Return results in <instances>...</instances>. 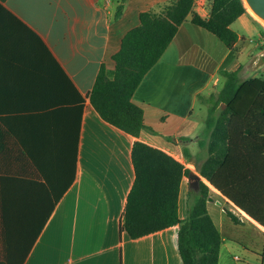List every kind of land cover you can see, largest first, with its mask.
I'll return each instance as SVG.
<instances>
[{"label":"crops","instance_id":"obj_1","mask_svg":"<svg viewBox=\"0 0 264 264\" xmlns=\"http://www.w3.org/2000/svg\"><path fill=\"white\" fill-rule=\"evenodd\" d=\"M120 1L0 0V264H183L177 225L138 238L120 228L135 138L106 122L88 97L102 63L112 76V55L140 13L169 0H124L114 19ZM192 12L133 94L148 126L138 138L192 173L181 180L180 218L206 158L196 140L205 119L197 97L217 91L222 70L249 73L261 47L235 29L238 41L226 47L191 22ZM250 16L246 10L234 22L248 29ZM219 206L206 202L211 217ZM236 215V224L247 220L264 237L263 227ZM221 237L218 264H229Z\"/></svg>","mask_w":264,"mask_h":264},{"label":"trees","instance_id":"obj_2","mask_svg":"<svg viewBox=\"0 0 264 264\" xmlns=\"http://www.w3.org/2000/svg\"><path fill=\"white\" fill-rule=\"evenodd\" d=\"M210 2L208 16L192 12L191 22L231 49L238 34L230 25L246 11L243 3ZM192 5L193 0H169L159 3L158 9L142 11L139 24L124 34L119 50L112 55V76H108L102 63L88 97L106 122L135 138V179L120 228L131 238H138L177 225V246L183 264H218L222 237L208 213V196L218 197L227 207L264 228V72L242 79L241 66L233 71L222 70L221 87L208 95H198L207 112L203 131L196 140L199 148H205L206 158L198 167L195 186L189 189L191 202L185 218L178 214L179 189L182 178L192 173L168 151L138 138L148 126L142 103L133 98ZM123 7L121 0L114 19ZM261 48L264 45L258 49ZM226 213L234 223H240L232 210Z\"/></svg>","mask_w":264,"mask_h":264},{"label":"rangeland","instance_id":"obj_3","mask_svg":"<svg viewBox=\"0 0 264 264\" xmlns=\"http://www.w3.org/2000/svg\"><path fill=\"white\" fill-rule=\"evenodd\" d=\"M248 21V29L242 27L239 21L234 22L231 27L232 29L237 30V32L244 34L247 39L251 38L254 41L260 40L264 29L252 17L249 18ZM249 43L252 45V42ZM263 72L264 68L258 69L255 72L250 71L249 73L247 71H241L240 77L243 79L249 75L259 76ZM221 84L222 82H219V84L214 87L215 90H218L221 87ZM200 106H202L200 107L201 112L196 108V113L205 118L207 112L206 107L202 104ZM224 205L225 204L222 203L221 208H219L220 206L216 207L217 213L213 212L212 217L216 222L215 225L220 228L219 230H222V224L225 225L221 234L225 238V242L229 247L227 252L226 250L224 251L226 260H229V264H262V258L264 255V237L259 230L260 228L251 224L247 220H243L244 222L241 224L234 223L227 215L226 211L223 210L222 206ZM227 209L232 210L235 214L237 213L233 208L227 207Z\"/></svg>","mask_w":264,"mask_h":264},{"label":"water","instance_id":"obj_4","mask_svg":"<svg viewBox=\"0 0 264 264\" xmlns=\"http://www.w3.org/2000/svg\"><path fill=\"white\" fill-rule=\"evenodd\" d=\"M245 10H247L250 15L258 21L264 29V0H241ZM254 15L259 19L257 20ZM264 66V48L259 49L255 54L252 55L248 62V67L250 71L257 70ZM207 200L214 201L218 205H222L219 199H214L208 196ZM223 210L226 211L227 207L222 206Z\"/></svg>","mask_w":264,"mask_h":264},{"label":"built area","instance_id":"obj_5","mask_svg":"<svg viewBox=\"0 0 264 264\" xmlns=\"http://www.w3.org/2000/svg\"><path fill=\"white\" fill-rule=\"evenodd\" d=\"M201 1H203V2L201 3ZM205 3H206V0H193L192 8L196 10L197 14L202 13V14L208 15L209 11H210V7L207 8ZM258 45H260V46L264 45V32L261 35V39L259 40Z\"/></svg>","mask_w":264,"mask_h":264},{"label":"bare ground","instance_id":"obj_6","mask_svg":"<svg viewBox=\"0 0 264 264\" xmlns=\"http://www.w3.org/2000/svg\"><path fill=\"white\" fill-rule=\"evenodd\" d=\"M254 17H255L257 20H259L255 15H254Z\"/></svg>","mask_w":264,"mask_h":264}]
</instances>
